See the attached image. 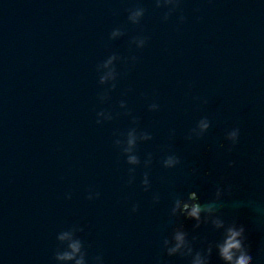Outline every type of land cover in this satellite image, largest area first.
Returning a JSON list of instances; mask_svg holds the SVG:
<instances>
[{"label": "water", "instance_id": "95a60500", "mask_svg": "<svg viewBox=\"0 0 264 264\" xmlns=\"http://www.w3.org/2000/svg\"><path fill=\"white\" fill-rule=\"evenodd\" d=\"M119 3L125 264H264V0Z\"/></svg>", "mask_w": 264, "mask_h": 264}, {"label": "clouds", "instance_id": "9594fccd", "mask_svg": "<svg viewBox=\"0 0 264 264\" xmlns=\"http://www.w3.org/2000/svg\"><path fill=\"white\" fill-rule=\"evenodd\" d=\"M204 127H208L207 124ZM233 137H237L234 143L237 142L239 136V129H236L234 132L231 133ZM192 197H195L196 193L190 194ZM223 195V190L218 188L216 190V199H220ZM223 207V204L221 205ZM200 209L199 205L193 208L191 215H198ZM231 235L229 236L226 245L222 249L223 256L228 259H233L232 249H240L241 248V240H238L237 237H243L245 241V227L243 225L237 226V228L229 229ZM253 257L250 254H242L239 259L236 261V264H249V261H252Z\"/></svg>", "mask_w": 264, "mask_h": 264}]
</instances>
